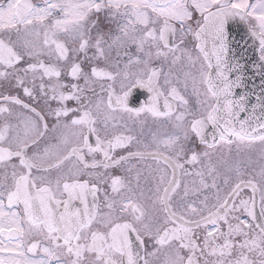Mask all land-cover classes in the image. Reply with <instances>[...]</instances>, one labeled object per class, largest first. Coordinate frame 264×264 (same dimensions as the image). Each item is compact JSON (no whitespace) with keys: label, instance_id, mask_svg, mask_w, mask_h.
<instances>
[{"label":"snow or ice","instance_id":"obj_1","mask_svg":"<svg viewBox=\"0 0 264 264\" xmlns=\"http://www.w3.org/2000/svg\"><path fill=\"white\" fill-rule=\"evenodd\" d=\"M0 264H264V0H0Z\"/></svg>","mask_w":264,"mask_h":264},{"label":"flooded vegetation","instance_id":"obj_2","mask_svg":"<svg viewBox=\"0 0 264 264\" xmlns=\"http://www.w3.org/2000/svg\"><path fill=\"white\" fill-rule=\"evenodd\" d=\"M150 95L151 94L145 89L135 88L129 98V107L133 109L140 108L149 101Z\"/></svg>","mask_w":264,"mask_h":264},{"label":"water","instance_id":"obj_3","mask_svg":"<svg viewBox=\"0 0 264 264\" xmlns=\"http://www.w3.org/2000/svg\"><path fill=\"white\" fill-rule=\"evenodd\" d=\"M257 83H258V81H257Z\"/></svg>","mask_w":264,"mask_h":264}]
</instances>
